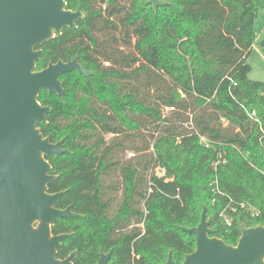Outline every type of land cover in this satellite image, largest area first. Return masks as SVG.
Listing matches in <instances>:
<instances>
[{
  "label": "trees",
  "instance_id": "trees-1",
  "mask_svg": "<svg viewBox=\"0 0 264 264\" xmlns=\"http://www.w3.org/2000/svg\"><path fill=\"white\" fill-rule=\"evenodd\" d=\"M147 1L65 0L84 18L38 48L36 71L77 57L91 72L60 76L63 100L38 96L51 112L37 127L70 152L46 160L48 192L65 191L56 207L82 216L52 227L72 235L56 257L76 251L73 264L100 250L111 264H164L169 252L181 264L195 239L180 227L204 207L228 245L240 226H264V82L246 62L264 0Z\"/></svg>",
  "mask_w": 264,
  "mask_h": 264
},
{
  "label": "water",
  "instance_id": "water-1",
  "mask_svg": "<svg viewBox=\"0 0 264 264\" xmlns=\"http://www.w3.org/2000/svg\"><path fill=\"white\" fill-rule=\"evenodd\" d=\"M147 3L154 10L166 6L160 0ZM82 18L80 9L67 10L64 0H0V264H73L76 259V251L56 257L72 236L53 235L56 220L82 216L72 206L56 207L65 191L48 192L57 175L46 158L70 152L63 147L64 139L53 143L37 127L51 112L38 96L44 90L63 100L67 91L59 77L72 71L88 77L91 72L77 57L35 68L38 48L63 29L75 28ZM210 222L204 207L197 226L180 227L195 239L194 251L181 264H264V226H240L232 246L212 236ZM112 253L100 250L96 264H111ZM164 264H173L171 252Z\"/></svg>",
  "mask_w": 264,
  "mask_h": 264
},
{
  "label": "rangeland",
  "instance_id": "rangeland-1",
  "mask_svg": "<svg viewBox=\"0 0 264 264\" xmlns=\"http://www.w3.org/2000/svg\"><path fill=\"white\" fill-rule=\"evenodd\" d=\"M254 32L256 35L255 44L248 55L246 62L250 65L251 71L248 78L252 81L264 82V50L260 45L264 32V10H259L254 22ZM159 175L163 174L158 170Z\"/></svg>",
  "mask_w": 264,
  "mask_h": 264
},
{
  "label": "built area",
  "instance_id": "built-area-1",
  "mask_svg": "<svg viewBox=\"0 0 264 264\" xmlns=\"http://www.w3.org/2000/svg\"><path fill=\"white\" fill-rule=\"evenodd\" d=\"M251 116H252V117H254V116H255V114H254V113H252V114H251ZM201 141H202V142H204V143H206V140H205V138H201ZM206 147H208V145H206ZM226 223H227V225H230V220H229V219H226Z\"/></svg>",
  "mask_w": 264,
  "mask_h": 264
},
{
  "label": "flooded vegetation",
  "instance_id": "flooded-vegetation-1",
  "mask_svg": "<svg viewBox=\"0 0 264 264\" xmlns=\"http://www.w3.org/2000/svg\"><path fill=\"white\" fill-rule=\"evenodd\" d=\"M64 1H65V0H64ZM66 7H67V5H66ZM66 9H67V8H66ZM78 9H79V8H78ZM67 10H69V9H67ZM76 10H77V9H76ZM76 10H75V11H76ZM70 11H72V10H70ZM83 18H84V16H83ZM83 18H82V19H83ZM74 58H75V57H74ZM68 60H72V59H67L66 61H68ZM58 61H59V60H58ZM61 61H62V60H61ZM66 61H63V62H66ZM77 61H78V58H77ZM78 63H79V62H78ZM79 64H80V63H79ZM81 67H82V66H81ZM54 175H55V174H54ZM110 262H111V261H110Z\"/></svg>",
  "mask_w": 264,
  "mask_h": 264
},
{
  "label": "crops",
  "instance_id": "crops-1",
  "mask_svg": "<svg viewBox=\"0 0 264 264\" xmlns=\"http://www.w3.org/2000/svg\"><path fill=\"white\" fill-rule=\"evenodd\" d=\"M253 49V48H252Z\"/></svg>",
  "mask_w": 264,
  "mask_h": 264
}]
</instances>
